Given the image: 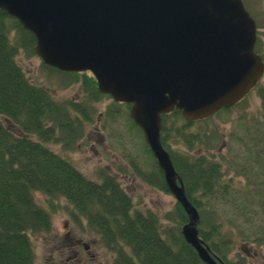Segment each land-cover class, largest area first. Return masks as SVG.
<instances>
[{
    "label": "trees",
    "instance_id": "16d2710c",
    "mask_svg": "<svg viewBox=\"0 0 264 264\" xmlns=\"http://www.w3.org/2000/svg\"><path fill=\"white\" fill-rule=\"evenodd\" d=\"M35 41L33 33L0 9V264L34 263L32 237L50 230L52 213L62 208L55 202L59 197L70 204L65 209L74 221L84 219L85 230L96 233L115 254V264H204L181 234V225L188 218L178 202L175 221L161 229L155 214L133 208L115 176L102 173L99 181L89 179L49 147L74 148L83 123L92 116L87 108L82 112L73 101L57 100L27 78L16 57L22 50L34 54ZM79 76L90 100L106 96L98 91L90 72L74 78ZM253 91L261 100L260 118L252 119L250 134L231 132L223 152L222 135L211 123L241 102L197 121L186 120L179 110L162 115L161 142L199 212V237L227 264V255L214 245L230 243L221 222L244 218L251 225L244 237L251 235L257 244L264 241V85L258 84ZM129 105L113 102L107 114L128 111ZM239 118L245 119L244 115ZM143 147L151 163L146 167V163L132 160L133 172L169 192L146 142ZM215 149L218 155L213 153ZM38 193L45 203L36 199Z\"/></svg>",
    "mask_w": 264,
    "mask_h": 264
},
{
    "label": "water",
    "instance_id": "95a60500",
    "mask_svg": "<svg viewBox=\"0 0 264 264\" xmlns=\"http://www.w3.org/2000/svg\"><path fill=\"white\" fill-rule=\"evenodd\" d=\"M60 71H89L129 115L188 221L181 234L204 264H225L199 237L200 216L164 149L162 115L197 121L230 108L260 80L257 25L243 0H0Z\"/></svg>",
    "mask_w": 264,
    "mask_h": 264
},
{
    "label": "rangeland",
    "instance_id": "374dc122",
    "mask_svg": "<svg viewBox=\"0 0 264 264\" xmlns=\"http://www.w3.org/2000/svg\"><path fill=\"white\" fill-rule=\"evenodd\" d=\"M244 3L256 20L259 41L257 47L264 59V0H244ZM16 60L27 78L49 90L55 99H68L79 104L81 109L87 108L91 111L92 120L83 123L82 136L73 144L74 148L64 149L60 144H49V147L67 158L89 179L99 181V175L102 173L114 175L130 196L133 208L155 214L161 229L173 224L171 220L175 221L176 217L175 198L169 192L162 191L140 178H134L126 164L133 160L141 164L144 162L146 167H149L151 163L150 158H146L148 153L144 151V137L138 134L135 128L133 129L129 120L131 119L129 109L123 110L118 115L107 114L108 106L113 102L112 98L97 96L98 98L90 100L84 93L81 76L74 78L75 74L81 73L50 69L42 64L41 58L36 54H29L23 50L19 51ZM259 85H264V78ZM260 107L261 100L253 91L247 100L238 104L231 113H223L220 118L213 119L211 124L217 125L222 135L221 152L227 150L225 142L230 141L231 132L242 134L253 132L252 119L260 118L258 112ZM242 115L245 119L239 118ZM0 119L3 120L1 116ZM237 119L244 125L238 123ZM11 128L19 132L15 127ZM217 150L213 151L216 155H218ZM36 199L45 203L43 201L45 198L40 193L37 194ZM55 202L62 208L52 213L50 230L32 237L35 257L33 264H87L85 260L89 258L94 261L88 264H115V254L103 246L102 240L96 233L85 230L86 221L82 219L78 223L74 221L69 211H66L65 207H71L70 204L61 197L55 199ZM231 223L221 222L222 231L230 238V243L225 247L214 244L215 247L227 255L230 264H264V241L257 244L251 240V235H248L250 238L244 237L251 227L250 224L244 223V218ZM204 230L207 232L206 229ZM76 240L85 244L88 250L83 251V247L78 246ZM209 252L217 254L214 250L212 252L209 249ZM80 257L82 260L79 259Z\"/></svg>",
    "mask_w": 264,
    "mask_h": 264
},
{
    "label": "flooded vegetation",
    "instance_id": "af4514ba",
    "mask_svg": "<svg viewBox=\"0 0 264 264\" xmlns=\"http://www.w3.org/2000/svg\"><path fill=\"white\" fill-rule=\"evenodd\" d=\"M259 44V41H258V39H257V41H256V44H255V50H256V52L261 56V58H262V60L264 61V59H263V55H262V53H260V49L257 47V45ZM263 78H264V71H263V74H262V77H261V79H260V82L259 83H261V81L263 80ZM114 102V101H113ZM112 102V103H113ZM129 110H130V105H129ZM160 135H161V133H160ZM152 154V153H151ZM154 157V156H153ZM156 160V159H155ZM126 164L129 166V168H130V170H131V172H132V176H134V178H140L138 175H136L135 174V172H133V168H132V164L131 163H129V162H126ZM154 167H155V170L158 172V171H161V176H162V169L160 168V166H159V164H158V162H157V160H156V164H154ZM111 175V174H110ZM114 176V175H113ZM163 177H164V175H163ZM116 178V177H115ZM141 179V178H140ZM142 180V179H141ZM165 180V179H164ZM155 187H157V186H155ZM160 189V188H159ZM161 190V189H160ZM126 192V191H125ZM169 193L172 195V193L169 191ZM173 196V195H172ZM77 242H76V244L78 245V246H82L83 248V251H87L88 250V247L85 245V244H81L80 243V240H76ZM80 243V244H79ZM79 259H81L82 260V257H80ZM86 261V263L88 264L90 261L89 260H85Z\"/></svg>",
    "mask_w": 264,
    "mask_h": 264
},
{
    "label": "bare ground",
    "instance_id": "6f19581e",
    "mask_svg": "<svg viewBox=\"0 0 264 264\" xmlns=\"http://www.w3.org/2000/svg\"><path fill=\"white\" fill-rule=\"evenodd\" d=\"M58 70V69H57ZM94 78V77H93ZM94 80H95V78H94ZM246 98V97H245ZM245 98H243L242 100H244ZM242 100L240 101V102H242ZM240 102H238V103H240ZM165 149V148H164ZM166 150V149H165ZM167 151V150H166ZM168 152V151H167ZM169 153V152H168ZM169 155H170V153H169ZM171 157V156H170ZM172 160V159H171ZM175 168V167H174ZM182 180V179H181ZM184 185V184H183ZM184 190H185V187H184ZM185 194H186V192H185ZM187 196V195H186ZM188 198V197H187ZM189 199V198H188ZM190 201V200H189ZM191 202V201H190ZM192 203V202H191ZM193 204V203H192ZM188 218V217H187ZM187 221H188V219H187ZM187 221H185L184 223H186ZM183 223V224H184ZM183 224L181 225V228H182V226H183ZM89 261H91V262H93L94 260H92V258H89L88 259Z\"/></svg>",
    "mask_w": 264,
    "mask_h": 264
}]
</instances>
